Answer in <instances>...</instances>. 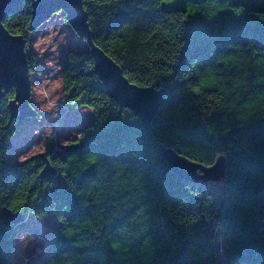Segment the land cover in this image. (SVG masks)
<instances>
[{"label":"trees","instance_id":"16d2710c","mask_svg":"<svg viewBox=\"0 0 264 264\" xmlns=\"http://www.w3.org/2000/svg\"><path fill=\"white\" fill-rule=\"evenodd\" d=\"M176 1L83 0L92 42L130 82L165 91L149 126L108 96L90 50L61 72L66 104L93 110L66 147L36 149L39 115L20 122L15 90L0 98V211L60 222L43 264H218L219 230L227 264H264V0ZM32 11L23 2L3 24L27 40ZM159 144L207 167L224 156L220 192L180 180ZM16 226L0 219V264Z\"/></svg>","mask_w":264,"mask_h":264},{"label":"water","instance_id":"95a60500","mask_svg":"<svg viewBox=\"0 0 264 264\" xmlns=\"http://www.w3.org/2000/svg\"><path fill=\"white\" fill-rule=\"evenodd\" d=\"M23 2L32 5L31 29H36L54 13L63 11L74 31L88 43L94 60V70L103 83L106 93L121 107L128 108L149 126L155 118L165 97V91L157 84L142 87L129 81L121 67L99 47L91 38L88 13L83 0H0V98L11 89L15 97L10 102L12 118L22 122L27 117L37 115L30 104L31 83L26 39L12 35L4 26V19ZM159 88V89H158ZM162 159L170 166L173 173L187 183L219 181L225 177L226 159L220 156L213 166H204L182 156L174 149L158 145ZM46 161L42 176L46 178L55 172L50 162ZM0 219L5 225H18L24 215L16 214L7 208L0 211Z\"/></svg>","mask_w":264,"mask_h":264},{"label":"rangeland","instance_id":"374dc122","mask_svg":"<svg viewBox=\"0 0 264 264\" xmlns=\"http://www.w3.org/2000/svg\"><path fill=\"white\" fill-rule=\"evenodd\" d=\"M176 2L174 0L173 3L164 4L172 7L176 5ZM26 45L27 58L29 56L37 60L35 71L30 73V104L39 115L38 121L43 132L36 134L33 129H30L27 133L38 140L36 149L64 148L79 138L93 121L91 108H71L66 104L61 76L62 69L67 65L68 55L73 51L89 50L88 43L74 31L66 20L64 12L59 11L27 34ZM27 122L32 124L30 120ZM26 142L27 138L22 137L21 134L15 139V150L19 151L16 153L18 160L29 157V150L25 154H20ZM222 179L201 181V183L208 184L214 188L216 193H219L224 182ZM59 226L60 222L55 217L39 219L24 215L23 222L16 226L18 232L16 252L11 264H43L46 262L49 257L50 244ZM216 244L218 264H227L225 256L227 240L221 230L216 233Z\"/></svg>","mask_w":264,"mask_h":264},{"label":"snow or ice","instance_id":"6c2138e0","mask_svg":"<svg viewBox=\"0 0 264 264\" xmlns=\"http://www.w3.org/2000/svg\"><path fill=\"white\" fill-rule=\"evenodd\" d=\"M163 3H173L174 0H162ZM261 19H264V17H262ZM197 92V94L199 95V89H196L195 90ZM61 223H63V221H61Z\"/></svg>","mask_w":264,"mask_h":264},{"label":"flooded vegetation","instance_id":"af4514ba","mask_svg":"<svg viewBox=\"0 0 264 264\" xmlns=\"http://www.w3.org/2000/svg\"><path fill=\"white\" fill-rule=\"evenodd\" d=\"M33 108V107H32Z\"/></svg>","mask_w":264,"mask_h":264}]
</instances>
